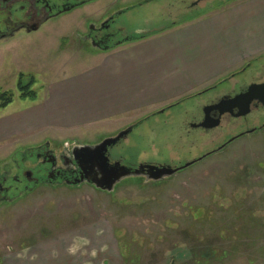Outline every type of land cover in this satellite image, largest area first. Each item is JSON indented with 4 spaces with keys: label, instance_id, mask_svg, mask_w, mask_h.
Returning a JSON list of instances; mask_svg holds the SVG:
<instances>
[{
    "label": "rangeland",
    "instance_id": "rangeland-1",
    "mask_svg": "<svg viewBox=\"0 0 264 264\" xmlns=\"http://www.w3.org/2000/svg\"><path fill=\"white\" fill-rule=\"evenodd\" d=\"M144 1L95 0L38 32H22L0 42V89L14 95L13 103L0 110V172L7 167L15 171V160L21 161L29 149L49 143L59 155L66 147L96 146L132 126H136L133 132L111 150L112 157L131 166L160 163L180 167L217 149L230 136L226 133L209 142L196 132L186 138L183 127L194 122L197 114L189 111L197 99L214 88H225L251 66L264 69V55L248 62L235 78L236 73L147 114L137 112L116 122L69 130L26 128L46 105L54 83L78 79L98 60L102 52L80 39L88 26L131 8L119 21L129 32H162L173 24H186L199 12L196 9L205 10L211 4L192 7L197 0H157L139 7ZM217 1L221 0H212ZM185 6L195 10L186 12ZM21 74L25 84L35 79V99L21 97ZM201 137L204 140H198ZM59 243L65 244L68 255L60 253L61 264H264V129L242 136L160 182L131 177L111 193L90 185L46 186L0 204L2 263L5 253L26 248L39 251Z\"/></svg>",
    "mask_w": 264,
    "mask_h": 264
},
{
    "label": "crops",
    "instance_id": "crops-1",
    "mask_svg": "<svg viewBox=\"0 0 264 264\" xmlns=\"http://www.w3.org/2000/svg\"><path fill=\"white\" fill-rule=\"evenodd\" d=\"M262 55L264 0H244L101 53L78 79L53 84L35 124L26 128L69 130L147 114L207 89ZM65 248L59 243L45 251L8 252L3 264H61L60 253L68 257Z\"/></svg>",
    "mask_w": 264,
    "mask_h": 264
},
{
    "label": "flooded vegetation",
    "instance_id": "flooded-vegetation-1",
    "mask_svg": "<svg viewBox=\"0 0 264 264\" xmlns=\"http://www.w3.org/2000/svg\"><path fill=\"white\" fill-rule=\"evenodd\" d=\"M93 1L95 0H0V42L9 40L22 32H38L47 23L62 17V15L72 13L79 8L89 5ZM155 1L157 0H145L138 6L141 7L144 4L154 3ZM130 9L119 11L98 25L88 26L87 33L80 37L82 43L90 45L95 51L105 53L140 37L142 31L136 34L131 33L127 27L119 22L121 17L128 13ZM184 9L188 12L191 7L189 6L187 8L185 6ZM146 26L148 25L146 24ZM143 31L146 34L150 30ZM251 67L244 70L241 77H233L235 79L231 80L225 88H214L204 97L197 99L196 104H194L195 106L193 105L194 108L189 111L192 113L195 112L197 115L193 123L184 125L183 127L186 132V138H190L191 135L199 132L207 136V141L210 142L220 139L226 133H231L217 149L205 152L192 162L209 158L242 136L253 134L264 129V121H262L264 117V106L257 100L251 104V113L244 117L234 116L239 114V108L232 110V113L227 112L229 106L226 107V105L221 108L212 109L209 112L210 117L213 120H220L219 126L211 129L201 126L206 120L205 109L211 106H220L222 102H228L230 99L245 94L253 84L264 83V75H261L264 69ZM251 72H255L259 76H252ZM221 112H223L222 116H220ZM208 125L212 124L209 123ZM251 125L252 127H250ZM202 139L204 140V137L198 140L201 141ZM232 139L234 141L230 142ZM198 140L196 141L198 142ZM122 141L117 145L122 143ZM116 146L111 148L108 153L111 164L120 162L122 165L134 170L141 165L169 166L173 169L184 166L175 167L160 163H141L136 166L124 164L120 157H112L111 150L115 149ZM78 147L82 146H75L73 148L66 147V149L57 155L48 143L35 149H29L23 153L21 161L15 160V171L7 167L4 172H0V204L14 202L24 193L33 191L39 187L72 188L90 185L97 189L93 182V172L89 170V164L82 152L76 150ZM26 163H32V166L27 167ZM137 178H145L147 181L145 176Z\"/></svg>",
    "mask_w": 264,
    "mask_h": 264
},
{
    "label": "water",
    "instance_id": "water-1",
    "mask_svg": "<svg viewBox=\"0 0 264 264\" xmlns=\"http://www.w3.org/2000/svg\"><path fill=\"white\" fill-rule=\"evenodd\" d=\"M212 0H197L192 7L198 6L201 3L209 2ZM259 101L264 106V83L263 84H253L249 87L245 94L230 99L228 102H222L220 106H211L205 109L206 120L201 125L204 128L211 129L219 126L220 120H213L210 117L209 112L212 109L221 108L224 105L229 106L227 112L232 113L235 108H239L240 112L236 117H244L251 113V104L253 101ZM165 111H162V113ZM223 112H221V115ZM211 123L212 125H208ZM136 126L129 127L127 130L120 132L116 137L108 138L102 141L96 146H82L76 148V150L81 151L85 156L87 163L89 164V170L93 172V182L94 186L104 192H113L117 185L122 181L131 177H141L145 176L147 181L160 182L164 179L174 176L176 173L182 169L191 167L197 161L188 163L183 167L173 169L172 167H159L153 165H141L136 170L122 165L120 162L114 164L110 163L108 157L109 150L116 146L120 141L126 139L134 130ZM252 132V131H251ZM234 139L230 140V142ZM75 150V151H76ZM200 159L199 161H201Z\"/></svg>",
    "mask_w": 264,
    "mask_h": 264
},
{
    "label": "trees",
    "instance_id": "trees-1",
    "mask_svg": "<svg viewBox=\"0 0 264 264\" xmlns=\"http://www.w3.org/2000/svg\"><path fill=\"white\" fill-rule=\"evenodd\" d=\"M233 1H237V0H221V1H217V2L211 1V4L208 6L207 9H205V10H200L199 8L196 9V10H199V12L195 11L194 15L188 19L187 23L195 21V20L199 19L200 16H202V15H204L210 11L218 10V9L222 8L223 6H226V5H228V3H231ZM194 10L195 9H190L191 12ZM181 24L182 23L173 24V26H177V25H181ZM173 26L166 27V28H164V30L172 28ZM161 30H163V29L150 30L148 33L143 34L140 37L133 39L132 41H138L141 39H145L147 37L155 35L157 32H160ZM236 75L237 74H235L234 77ZM24 80H25V75L21 74L19 76V81H18V89L21 92V97L24 99H27V98L35 99L36 98V92L32 90V86L35 84V79L32 77L30 79V81L28 82V84H25ZM13 101H14V95L11 91H3L2 89H0V110H5L10 104L13 103ZM0 264H3L1 260H0Z\"/></svg>",
    "mask_w": 264,
    "mask_h": 264
}]
</instances>
